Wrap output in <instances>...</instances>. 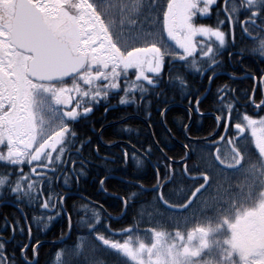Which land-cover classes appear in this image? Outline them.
Returning a JSON list of instances; mask_svg holds the SVG:
<instances>
[{
    "label": "snow or ice",
    "instance_id": "snow-or-ice-1",
    "mask_svg": "<svg viewBox=\"0 0 264 264\" xmlns=\"http://www.w3.org/2000/svg\"><path fill=\"white\" fill-rule=\"evenodd\" d=\"M216 3L217 0H168L166 10H163L162 32L167 33L168 39L174 41L180 51L168 53L172 60L166 62V53L162 51L166 42L162 35L150 29L114 30L112 22L106 18L108 8L96 0H0V145L7 149L6 155L0 153V161L13 166L27 164L32 169L25 175L22 167L18 172L14 167L12 173L0 178V188L9 189L16 195L17 201L27 198L30 205L45 210L61 207L66 203V197L58 196L54 203L53 184L59 176H63L65 185H68L71 175H83L76 171L75 165L79 161L83 168L82 153L91 140H82L75 125L86 120L96 104L121 91L134 93L138 90L143 100L145 93L172 83L171 79L164 81L165 70L171 73L176 61L184 62L183 67L191 59L194 65L197 55L212 71L213 75L204 78L209 81V86L213 84L216 69L220 67L215 58L225 47V33L218 28L197 27L193 17L198 13L207 14L210 6ZM241 7L240 16L244 19L236 16L237 9L230 7L229 0H225L226 22L239 27L244 38L259 39V51L264 56V0H242ZM130 23L136 25L137 21L133 19ZM254 32L259 35L253 37ZM198 36H214L219 46L208 43L201 46L196 40ZM133 76L135 79H132ZM177 79L183 85V78ZM259 79L264 84V76ZM221 93H230V89H218L214 101L220 106V114L215 116L214 121L224 132H217L210 138L208 147L214 152L209 153L205 165L210 160L222 172L238 168L246 159L242 147L246 145L255 158L249 165L264 176V169L257 167V163L264 165V117L253 120L244 115L243 122L232 124L234 105L225 104L228 97ZM38 95L49 101L55 121L47 129L37 119L35 105ZM85 100L92 106L84 103ZM120 103L124 104L125 100L121 98ZM199 103L198 100L197 105ZM255 107L264 111V99ZM108 111L109 108L105 107V112ZM166 111L161 115H165ZM249 131L251 140L247 135ZM77 142L80 147H76ZM225 148L230 154L227 157ZM125 158L127 160V153ZM69 161L73 165L71 169L67 166ZM34 164L40 167H33ZM166 167L170 171L163 172L164 179L168 183L174 182L177 178L174 170L170 165ZM190 171L185 166L181 176ZM198 172L200 175L191 177L193 186L182 203L170 201L163 191L167 183L159 180L152 189L154 193L159 190V194L153 199L175 213L189 211L203 191L214 182L207 166ZM160 175L158 171L157 176ZM13 176L15 181L11 179ZM33 176L46 186L47 195L42 201L45 191L37 189ZM200 179L202 183H195ZM143 191L146 190L141 189ZM129 206L130 202L126 200L125 208ZM69 226L71 228L70 218ZM211 230L223 233L225 238L210 245L206 240L209 233L197 228L198 244L164 245L161 240L165 234L155 232V242L151 247L140 244L138 249H134L127 241L121 244L114 237L110 239L99 234L100 230L96 227L91 228V232L98 233L95 236L99 242L97 250L115 257L114 264H127L120 261L121 253L136 264H207L205 257L213 252V246L219 251L218 264H264V201L254 211L240 210L234 218L225 216L218 219ZM193 238V233L189 232L187 240L192 241ZM14 239L15 234L7 241H0V264H39L37 259L29 258V250L32 257L38 252V247L31 243L17 244L9 256L7 245ZM175 239L183 240L179 231ZM143 253L147 254L146 260L141 259ZM83 264L99 262L85 258Z\"/></svg>",
    "mask_w": 264,
    "mask_h": 264
},
{
    "label": "trees",
    "instance_id": "trees-1",
    "mask_svg": "<svg viewBox=\"0 0 264 264\" xmlns=\"http://www.w3.org/2000/svg\"><path fill=\"white\" fill-rule=\"evenodd\" d=\"M122 1L115 0L114 6L107 7L111 16ZM220 1L217 0L214 6H210L207 14L198 13L193 17L196 26L218 28L225 33V47L215 58L220 67L216 69L217 75L213 84L209 86V81L204 78L213 75L212 71L208 70L209 66L203 64L202 58L197 55L194 65L191 59L183 67L181 65L184 62L176 61V67L171 73L165 70L164 81L171 79L172 83L145 93L143 100L140 99L138 90L134 93L121 91L119 94H110L107 100L96 104L89 117L75 125L82 140H91V144L87 145L82 153L83 168L80 167L79 161L75 165L76 171L82 172L83 175H71L68 185H65L63 176L55 180L52 200L65 196L66 203L61 208L57 207L51 215L45 214L37 205H30L27 198L17 201L16 195L9 189L0 188V201L9 199L10 203L15 204L25 215L35 210L42 223L50 217L55 218L56 231L43 230L42 236L47 239H57L66 234L67 223L63 219L62 211L69 216L71 228L69 226L68 237L60 243L57 241L55 244L41 246L39 264H47L49 258L57 252L61 255L59 264H74L76 261L83 264L85 258L114 264L115 257L97 250L99 242L95 240V236L98 233L91 232L93 226L100 230L99 234L107 235L110 239L114 237L119 243L127 240L129 232L151 233L153 236L155 232H163L165 235L162 239L170 243L178 231L183 239H186L189 232L196 233L197 228L205 230V227H212L218 219L231 217L237 210L247 209L256 201L257 194L242 190L250 184L247 167L255 161L246 145H242L246 159L239 169L229 168L222 172L210 160L206 161V165L204 163L209 153L214 152L208 144L218 128L214 121L215 116L220 114V106L214 102L218 89H230V93L221 95L228 97L225 104L234 105L231 113L232 124L240 122L244 115L254 117L264 114V111L255 107L264 97V84L262 87L258 85L253 92L254 81L258 83L259 78L264 75V56L259 51L260 40L244 38L241 29L233 25L231 34ZM96 2L100 3L99 0ZM242 11V7L238 8L235 15L240 16ZM109 17L108 15V20ZM240 19L244 17L240 16ZM257 35L259 34L252 33L253 37ZM196 40L201 46L206 43L219 46L212 38L196 37ZM164 59L166 62L170 61L172 56L166 53ZM177 77L183 78V85ZM132 79H135L134 76ZM121 83L123 84V81ZM121 98L125 100L124 104L120 103ZM84 103L88 104V101L85 100ZM105 107L109 108L107 113ZM165 110L166 114L161 115ZM227 115L226 111V118ZM232 131L234 133V129ZM217 132L223 134L224 130L218 128ZM76 147H80L79 142ZM67 152L66 148L65 159ZM0 153L7 154L4 145H0ZM224 154L226 157L230 155L227 148ZM70 164L72 163L69 161V169ZM166 165H170L171 170L175 172L177 178L174 182L168 183L163 177V172L170 171ZM185 166L191 171L182 177ZM205 166L213 176L214 182L203 191L189 211L175 213L153 199L159 194V190L155 193L152 191L159 180L161 183H167V187L163 189L166 197L173 203H182L193 186L191 177L200 175L198 171H202ZM14 167L17 172L22 167L25 175L32 171L27 164L13 166L0 161V178L12 173ZM33 167L40 166L34 164ZM158 171L161 173L159 177ZM11 179L15 181L16 177ZM33 180H36L37 189L45 191L46 186L36 176H33ZM202 182V179L195 181ZM5 183L7 184V181ZM141 189L146 191L141 192ZM228 191L231 193H227ZM69 192L77 194L73 196ZM46 195L45 191V195L41 197L45 199ZM126 200H129L131 205L127 209ZM12 204L4 205L1 209L9 210L13 215L12 218L8 215L9 221L14 223L18 212L17 207ZM208 222L212 224L209 225ZM79 245L78 254L76 248ZM119 259L132 264L127 259Z\"/></svg>",
    "mask_w": 264,
    "mask_h": 264
},
{
    "label": "rangeland",
    "instance_id": "rangeland-1",
    "mask_svg": "<svg viewBox=\"0 0 264 264\" xmlns=\"http://www.w3.org/2000/svg\"><path fill=\"white\" fill-rule=\"evenodd\" d=\"M149 6H150L149 0H123L122 3H120L119 6L116 7V9H114L115 13L113 16H111L110 13H108V15L110 16L109 21L112 22L114 26V30L117 31H119L121 28L125 31H127L129 28H131L133 31L137 29H150L153 32L157 33L158 35H162L163 40L166 42V47L162 48V51H164L167 54L171 52H179L180 50L176 48L175 42L168 39L166 32H162L163 10H166V7H164L161 10L155 7L150 8ZM122 8L124 9V11H121ZM133 19L137 21L136 25H131L130 21ZM197 38H202V39L212 38L216 40L214 36H208V37L198 36ZM35 109H36L38 122H42L43 128L47 129V127L55 123L52 113L50 112V103L46 97L38 95ZM261 117H264V114H261L260 116H254L251 118L253 120H259ZM240 122H243V118H241ZM247 135L248 138L251 140L250 131L247 133ZM248 167L247 169H249L248 170L249 178H251V181L250 184L247 185L242 190L251 191L255 195L257 194L258 197L250 207H248L247 209L241 208L237 211L240 210L254 211L256 208L259 207V204L262 201H264V176H261V174L257 170L253 169L250 165ZM257 167H261L262 169H264V165H260L258 163H257ZM227 193H231V192L228 191ZM239 194L241 195L242 193L240 192ZM236 212H234L231 215V218L235 217ZM208 224L210 225L212 223L208 222ZM214 227L215 225L212 227L211 226L205 227V231L209 233L208 236L206 237V240L209 242L210 245L214 244L215 240H223L225 238L223 233L212 231L211 229H213ZM198 235H199L198 233H193L194 238L192 241H188L186 238L183 240L174 239L170 243H166L164 239H162L161 243H163L164 245L179 244V243L180 244L187 243V244L195 245L199 243V240L197 239ZM126 239L129 246L134 249H138L140 244H144L145 247H151V245L155 242L154 236L151 233L135 234L134 232H129V235ZM126 241H124L123 243H125ZM79 251H80V245L77 246L76 253L78 252L79 254ZM57 258H59V254ZM120 258L127 259L132 264H136L135 261L123 255V253L120 254ZM141 259L146 260L147 254L143 253L141 255ZM153 259H155V257H153ZM205 259L208 260L207 264H218V261L220 259L218 249L215 246H213V252H210L209 255L205 257ZM99 264H105V263L99 262Z\"/></svg>",
    "mask_w": 264,
    "mask_h": 264
},
{
    "label": "flooded vegetation",
    "instance_id": "flooded-vegetation-1",
    "mask_svg": "<svg viewBox=\"0 0 264 264\" xmlns=\"http://www.w3.org/2000/svg\"><path fill=\"white\" fill-rule=\"evenodd\" d=\"M114 1L115 0H99V2L103 5H105L106 7L114 6ZM167 1L168 0H149L150 2V8L151 7H155V8H159V9H163L164 7L167 6ZM90 2H92V0H90ZM242 4V1L240 0H229V6L232 7L234 6L236 9L240 8ZM158 6V7H157ZM214 6V5H213ZM220 7L222 9V12L225 16V19L228 15V13H226L224 11V7H225V0H221L220 1ZM229 24V23H228ZM230 28V27H229ZM260 82V79H259ZM259 82L257 83L256 81V87L259 85ZM260 87V85H259ZM256 90V88H255ZM254 92V91H253ZM257 113V112H255ZM67 158V156H66ZM73 167L72 164H70V169ZM70 195H76V192H69ZM43 200V198L41 197V201ZM57 201V198L55 197L53 202L55 203ZM9 204L10 200L9 199H4L2 201H0V211L2 210L1 207H3L4 205L6 206H11ZM15 208L17 207L15 204H12ZM61 208V207H59ZM15 210V209H14ZM17 210V211H16ZM16 212H18V218L16 217L14 219V223H12L11 221H9L8 215H11V218L13 217V215L8 212V209L3 208L2 210V214H1V219H0V241H7L10 237H12L15 234V239L12 241L11 244L7 245L8 248V255L11 256L17 246V244H20L21 246L25 243H31L33 246H37L38 247V252L36 253L35 257L31 256L30 250H29V258L32 259H37L39 261V254H40V247L41 246H45V245H49L52 244V242H62L63 239H66L68 237V229H69V216L67 215V213L63 210L62 211V215H63V219L65 220V222L67 223V232L64 236L57 238V239H47L45 237L42 236L43 230H51V231H56V226H55V218H48L44 221V223H42L40 217L38 214H36V211L33 210L32 213H28V214H24V212H22L21 209H19L18 207L16 208ZM43 212L45 214H53L56 211L55 209H50V210H45L42 209ZM28 216V217H26ZM21 228L23 229V231H21ZM29 229H31V237L29 236ZM70 233V231H69ZM43 237V238H40ZM39 242V243H37ZM55 244V243H54ZM54 253V252H53ZM18 255V254H17ZM54 259V254L49 258L47 264H51V261Z\"/></svg>",
    "mask_w": 264,
    "mask_h": 264
},
{
    "label": "water",
    "instance_id": "water-1",
    "mask_svg": "<svg viewBox=\"0 0 264 264\" xmlns=\"http://www.w3.org/2000/svg\"><path fill=\"white\" fill-rule=\"evenodd\" d=\"M229 27H230V32H231V34H232V24L229 23ZM216 75H217V74H216ZM263 76H264V75H263ZM256 84H257L256 81H254V89L256 88ZM259 85H260V87H262V83L259 82ZM207 91H208V89H207ZM207 91H206V93H207ZM253 91H254V90H253ZM206 93L204 94V96L206 95ZM204 96H203V97H204ZM203 97H202V98H203ZM202 98H201V99H202ZM263 99H264V97H263ZM190 117H191V116H190ZM110 125H111V124H107V126H110ZM217 130H218V128H217ZM217 130H216V132H217ZM216 132H215V133H216ZM213 135H214V134H213ZM213 135H212V136H213ZM186 155H187V154H186ZM100 185H101V184H100ZM52 243H56V242H52Z\"/></svg>",
    "mask_w": 264,
    "mask_h": 264
}]
</instances>
